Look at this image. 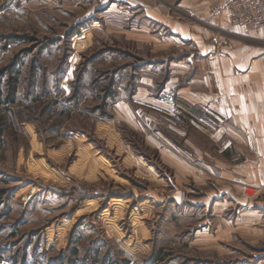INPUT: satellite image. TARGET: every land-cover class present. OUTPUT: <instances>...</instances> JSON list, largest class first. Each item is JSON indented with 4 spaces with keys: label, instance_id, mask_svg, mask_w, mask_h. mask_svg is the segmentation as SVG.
<instances>
[{
    "label": "rangeland",
    "instance_id": "374dc122",
    "mask_svg": "<svg viewBox=\"0 0 264 264\" xmlns=\"http://www.w3.org/2000/svg\"><path fill=\"white\" fill-rule=\"evenodd\" d=\"M98 5V0H0L2 98L11 78L17 79L15 102L0 105V264H264V253L240 235L221 236L217 243L211 230L206 237L195 230V221L211 214L210 208L194 206L193 181L184 183V203L174 202L170 171L164 172L165 186L149 175L147 162L136 163L138 151L152 153L131 130L119 125L112 132L89 130L103 160L90 164L93 157L84 152L86 140L77 130L96 122L69 112L68 98L84 78L98 82L99 94L117 71L119 85L138 63L135 56L148 53L92 11ZM114 14L110 22L116 25ZM163 68L160 82L167 75ZM191 115L201 122H192ZM165 118L159 130L168 147L198 148L203 164L204 151L218 154L224 146L232 149L230 158H242L236 148L244 139L238 141L232 119L183 106L172 118L189 137L184 142L172 131L171 117Z\"/></svg>",
    "mask_w": 264,
    "mask_h": 264
},
{
    "label": "crops",
    "instance_id": "0c3cea01",
    "mask_svg": "<svg viewBox=\"0 0 264 264\" xmlns=\"http://www.w3.org/2000/svg\"><path fill=\"white\" fill-rule=\"evenodd\" d=\"M98 1L92 11L98 10L116 33L138 47L142 45L148 53L135 56L138 63L128 77L122 76L119 85L117 71L106 79L99 94L94 88L98 82L84 78L68 98L69 112L76 111L96 122L94 128L89 124L87 130H77L86 140L82 141L84 152L93 157L90 164L103 160L100 146L88 133L100 127L112 132L118 125L124 126L139 135L152 153L138 151L134 155L138 165L144 167L147 162L149 175L160 181L166 179L164 172L170 171L176 183L174 202L184 203V183L193 181L194 206L210 208L211 214L195 221L196 231L206 237L211 230L217 243L221 236L240 235L253 249L264 253V28L232 25L224 9L227 0ZM113 12L116 25L110 22ZM161 66L167 74L162 82L158 80ZM183 106L232 119L238 141L244 139L236 148L242 158H230L232 149L224 146L218 154L204 151L203 164L198 161L202 159L198 148L185 152L168 147L159 130L165 116L171 117L172 131L184 142L190 141L178 119L172 118ZM191 116L192 122H201V118ZM213 135L209 132L210 142ZM92 170L98 172L96 167ZM85 171L91 172V168ZM205 179L209 184L206 188ZM163 182L161 185L166 186Z\"/></svg>",
    "mask_w": 264,
    "mask_h": 264
},
{
    "label": "built area",
    "instance_id": "2783aa9c",
    "mask_svg": "<svg viewBox=\"0 0 264 264\" xmlns=\"http://www.w3.org/2000/svg\"><path fill=\"white\" fill-rule=\"evenodd\" d=\"M224 9L234 26L256 30L264 28V0H227Z\"/></svg>",
    "mask_w": 264,
    "mask_h": 264
},
{
    "label": "trees",
    "instance_id": "16d2710c",
    "mask_svg": "<svg viewBox=\"0 0 264 264\" xmlns=\"http://www.w3.org/2000/svg\"><path fill=\"white\" fill-rule=\"evenodd\" d=\"M13 66V64L11 63V65L7 66L5 69H4V72L6 69H11ZM3 73V71H2ZM12 79V83H11V89L7 92V95L2 98L1 97V94H0V105H8V104H12L15 102V96H16V90H17V79H14V78H11Z\"/></svg>",
    "mask_w": 264,
    "mask_h": 264
}]
</instances>
